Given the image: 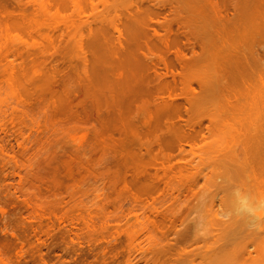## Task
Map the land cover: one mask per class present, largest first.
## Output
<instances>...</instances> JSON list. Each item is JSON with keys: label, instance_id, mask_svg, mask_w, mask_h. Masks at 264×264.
<instances>
[{"label": "rangeland", "instance_id": "obj_1", "mask_svg": "<svg viewBox=\"0 0 264 264\" xmlns=\"http://www.w3.org/2000/svg\"><path fill=\"white\" fill-rule=\"evenodd\" d=\"M181 1L186 2L0 0V44L12 45L14 49L11 50L20 51V55L15 54V57L0 54V253L5 264H258L256 260L264 261V96L261 104L256 79L251 78L241 96L239 91L242 90L236 87L238 80L235 83V78H229L233 70L231 73L228 70V78L225 79L228 82L215 77L219 59L216 66L212 60L216 56L212 57L213 49H208L211 46L208 41L217 38L198 36L213 31L211 26L214 20L209 23L208 13L212 16L209 20L216 19L217 13L211 10L207 1L210 9L204 8L202 16L193 7L188 8L190 4L187 7L183 4L184 10L181 11L180 7L179 13L173 15L167 4L177 5ZM162 2L167 6L164 10L160 7ZM234 14L231 6H227V17H222L228 23L226 29H223L226 23L221 20L222 15L217 16L223 23L220 22L222 30H226V33L230 31L229 36L222 31L229 43L230 37L235 34ZM180 16L185 18L181 19ZM129 18L132 21H128ZM150 18L154 22L156 19L159 22L171 20L168 21L172 23L171 33L179 39V49L190 60L193 54L196 56L192 59L194 62L191 60L192 63H188L193 69L187 68V65L185 69L189 71L183 74L173 60L175 47L171 48V54H167V60L174 64L170 70L176 75V85L172 86L177 87L173 89L175 93L169 89L171 93L168 91L167 94L177 97L184 90L183 96H187V99L176 101L174 97V101L171 98L174 104L177 102L175 112L169 111L173 109L171 101L170 107L167 105L168 110L160 111L162 107L157 106L156 100L152 104L155 95L152 97L150 91L157 88L154 85L159 86V83L156 84L157 80L151 72L153 80L140 79L144 82L143 92L138 90V96L133 93V97L137 96L133 99L134 104H130L133 102L130 99L132 95L128 98L132 102H127L130 106L126 110L131 105L133 108V111L132 108L129 110L130 116L122 117L127 105L123 101L128 99L124 100L126 96L120 93L122 98L117 94L123 91L122 83L125 80L119 74L125 67L120 65L118 69L115 67L118 63L113 66V62L120 61H115L116 58L124 57L120 55L124 47L121 49L118 46L124 42L119 39L121 36L117 35L116 29L124 33L130 32L133 27L142 29V32L150 28L149 35L144 33L150 43L147 44L145 39V44H141L149 46L153 42L151 53L163 57L161 43L151 38L152 29L160 35L164 31L148 22ZM181 20L186 23L190 21L197 33L201 30H198L200 25L203 27L199 35L194 33L199 39L191 36L188 29L177 25L183 22ZM196 25L199 27L196 28ZM145 27H148L147 30ZM216 27V30L220 29L218 25ZM216 30L214 33L217 35ZM144 35L140 37L145 38ZM131 38L135 39L134 35ZM232 39L233 42L236 40L234 37ZM133 41L129 44L136 42L135 47H138L141 40ZM215 42L220 40L217 39L212 45ZM252 42L249 36L245 43L248 49ZM24 45L30 52H26ZM216 45L214 48L219 44ZM141 46L136 51L141 49L147 54L146 48ZM201 48H206V51L202 53ZM220 48H215L214 53L219 52ZM108 49L111 53L107 55ZM111 49H118L119 53L122 50L120 57L116 56L113 60ZM100 52L105 53L104 56H112L107 61L105 59L107 65H104L107 67L111 63L113 65L108 67L113 66L111 68L118 71L114 72L117 76L114 73L112 76L108 73L112 69L108 71V67H105L108 79H101L97 74L99 79L95 80L96 84L94 79L84 77L89 76L91 68H95L91 66H94L93 60L101 56ZM197 56L202 58L198 59ZM14 58L17 59L16 63ZM205 58L206 67L201 61ZM227 60L228 57L225 62ZM195 63L200 64L199 67ZM33 64L36 65L31 67ZM202 64L204 68H201ZM224 68L221 69L222 73ZM85 69L89 71L84 75ZM100 70L104 71V68ZM157 72L167 73L162 65H159ZM180 72L186 77L182 82L185 87L188 83L191 86L187 87L189 91L192 88L191 94L185 90L187 88L180 91L183 88L177 76ZM189 74L198 79L194 80ZM50 76L55 78L51 79ZM154 80L155 83H151ZM229 80L234 83L231 85ZM11 81L14 84L11 85ZM134 81L133 91L135 85L136 89H142L139 79ZM168 81V88H172L169 72ZM219 83L221 90L224 86L223 89H227L220 91ZM95 86L97 89L93 91ZM106 88L107 93L104 91ZM112 90L116 91V96ZM153 91L152 94H156V90ZM163 91L161 95H165L166 89ZM93 92L99 95L95 97ZM123 92L125 95V90ZM108 93L113 94L115 99L120 97L115 106L112 105L114 97L109 95L112 97L109 98ZM159 96V99H164ZM166 98L165 95L162 101H166ZM152 105L158 115L164 116L159 117L160 122L158 116L155 121L151 120L154 119L150 118L152 115H148L151 114L149 111H153ZM164 108L167 109L166 105ZM176 112L181 117H178L180 121ZM124 118L130 122L131 125L127 124L130 127L134 123L139 124H134V129L131 127L133 130L128 137ZM146 121L151 124L148 122V125ZM137 170L141 171L137 173ZM244 194L250 197L248 200L251 199L253 207L256 206L254 210L259 214L258 219L243 220L233 210L235 203L232 200ZM234 218L239 219L241 225L237 226L235 222L232 225ZM225 221L233 227L235 225V228L232 227L231 231V227L223 223ZM235 221L238 223V220ZM214 224L225 225V230L229 227L228 231L232 232H229V236L222 229L228 241L223 240L224 235L219 232L223 226L218 229ZM241 226L242 229H239ZM214 229L218 232L216 235L221 234L223 239L215 240L217 232ZM239 230L244 237H239ZM239 238L245 240L239 241ZM249 250L251 252L248 254ZM188 251L191 253H188L189 257ZM181 252L186 256H181Z\"/></svg>", "mask_w": 264, "mask_h": 264}, {"label": "bare ground", "instance_id": "obj_2", "mask_svg": "<svg viewBox=\"0 0 264 264\" xmlns=\"http://www.w3.org/2000/svg\"><path fill=\"white\" fill-rule=\"evenodd\" d=\"M209 2V4H208V2ZM234 1V2H233ZM182 2V1H181ZM160 3V2H159ZM177 3V2H176ZM162 4L163 5H159L163 10L167 7V6H165L166 4L165 3H163L162 2ZM178 4H181L180 6L178 5ZM183 4H185L184 5V7H187V6H190V7H188V8H191V7H193L195 10H196V12H198V15L200 16H202L203 15V13H202V11L204 10V8H208V11H209V9L211 8V10L213 11V12H215V13H217L216 15L218 16V14H219V16H221L220 18H222L223 16L224 17H227L226 16V7L227 6H231V8L233 9V11L235 12V14H234V16H233V18L235 19V21L233 22V27H235V30L233 31L235 34H232L233 36L232 37H230L231 39L234 37L236 40V42L234 41L233 42V39L231 40L230 39V43L228 42L229 40H228V37L226 36V35H222V31L223 32H225L226 30H222V28H221V26H220V24L222 23V21L221 20H223V18L220 20L216 15H215V13H214V15L216 16V19L218 18L219 20H217V21H219V22H217L216 21V19H214V18H212V19H210L209 20V17H212L211 15H209V13H208V18H207V20L209 21V23H210V21H212V20H214L213 21V26H211V27H213L214 29H213V34L211 33V31H209L208 33H206V34H204V32L203 33H201L200 35H199V33L202 31V29H203V27L200 25V28H198L199 26H197L196 25V28H198V30L199 29H201L200 30V32L199 33H197L196 32V30L195 29H193L194 27H192L193 25L192 24H190L189 22H184V20H181V21H183V22H178V26L181 28H184V29H188V31L190 32L189 34H191V36H193L195 39L196 38H198V37H200L201 35L202 36H204V35H208V36H210V38L211 39H215V38H217L218 40H220V42H218V43H216V44H219L218 45V47H215V48H220L219 46L221 45V44H223V46L221 45V48H220V51L219 50H217V51H219V52H217V53H214L215 52V48H214V46H217L216 44H214V45H212V43L214 42V41H216V40H214V41H211L210 42V40L208 41L209 42V45H211L212 46V48H211V46L210 47H208V49L210 50V51H212V49H213V53H212V57H215L216 56V58H212V60H214L215 61V65H216V63H218L216 60L217 59H219L218 61H219V67L220 68H218V66L216 67V72L214 73L215 74V77H219V79L221 80V78L223 79V81L224 82H228V81H225V79L226 78H228V76H227V74H229V73H231L232 72V70H233V75L232 74H230L229 76V78H231V80H233L234 78H235V83H237V86L235 85V84H233V85H235L237 88L239 87L241 90H242V92L241 91H239L237 88V90L239 91V94L242 96L243 95V93H244V90L246 89V85H247V83L249 82V80H251V79H256V83H257V88H259V90L257 91V92H259V95H258V99L260 100V103L262 104L263 103V96H264V0H230V1H227V0H186V2L185 1H183L182 3H180V2H178L177 3V5H178V7H176L177 5H174L173 3H168L167 5H168V8H169V10H171V13L173 14V15H176V13L179 11L178 10V8H180L181 7V11H183L184 9V7H183ZM187 4V5H186ZM190 4V5H189ZM193 4V5H192ZM207 4V5H206ZM208 5H209V7H208ZM159 6H156L157 8L159 7ZM175 6V7H174ZM153 7V6H152ZM155 7V8H156ZM183 7V8H182ZM156 8V9H157ZM161 9V10H162ZM192 9V8H191ZM188 10V9H187ZM153 11V10H152ZM189 11V10H188ZM211 11V12H212ZM185 12H186V10L183 12L184 14H185ZM152 13H154V12H152ZM179 13V12H178ZM201 13V14H200ZM223 13V14H222ZM154 14H156V13H154ZM211 14H213V13H211ZM157 15H159L158 13H157ZM177 16H179V15H177ZM130 18H132L131 16H129ZM152 17V16H151ZM158 17V16H157ZM176 17V16H175ZM129 18V19H130ZM180 18H181V16H180ZM185 17L183 16V18H181V19H184ZM128 19V21H132V19H130L129 20ZM151 19V21H148V22H151L152 24H155V25H157L158 26V28H160V29H162L163 31H164V34L163 35H160V34H158V32L156 31V30H154V29H152V32H153V37L151 38V40H153L154 38L156 39V40H158L160 43H161V45H162V50H161V54H164L163 55V57L161 56V55H154V54H152L151 53V46L153 47V42H151L152 44L151 45H149V46H147V44H149L150 43V40H149V42H148V38H147V36L146 35H144V33L145 34H147V35H149V31L148 30H150V28L147 30V28L149 27H145L146 28V30H147V32L144 30V32H142V29L140 30V25H138L137 27L139 28V29H137V28H134L133 26V28H132V30H130L129 29V27H126V29L128 28V30H130V32L131 33H133V34H131L130 32H128V31H124V33H122V30H119V29H116V32H117V35H119V36H121V38L119 37V39H121V41H123L124 43L122 44V45H124V46H122L121 45V43L122 42H120L119 44L120 45H118V46H121L120 48L122 49V47H124L123 48V53L122 54H120L121 52H122V50H120V53H119V51H117V50H115V49H111V51H112V55L114 56L113 57V60H115L114 58L117 56V57H120V55L122 56V55H124V57L122 58V57H120V59H117L116 58V60L115 61H117V60H120L119 62L117 61V62H113V60H111L113 63H114V65L113 64H111L110 62H108V63H110L111 65H113V66H115V64H117V66H115V67H117L118 68V66H120V67H125V69H124V71H123V69L121 70V72H122V74H121V72H120V76L122 77V75H123V77L121 78V79H124L125 80V83L123 82L122 83V90L124 91L125 90V95H124V92L123 91H120V92H117V94H123V97H125V99L124 100H127L131 95H132V97H130V99L131 100H133L134 99V97L137 95H139V91L138 90H140V91H142L143 90V88H142V86H143V84H144V82H142V81H140V79L141 80H145V79H152L153 80V77H150V74H151V72H152V76H153V73H154V79L156 78V80L157 81H159V82H157L156 80H154L153 82H151V83H155V81H156V84L158 85V83H159V86H155L154 85V87H157V88H151V87H153L152 85L153 84H151V89H152V91H150V95L152 96V95H155V97H153V98H155V99H153L152 98V104L153 103H155V102H157L156 104H157V106L158 105H160L159 106V108L160 107H162V108H160V111H162L163 109L164 110H168L169 108H168V106L170 107V101H171V98H173L172 100H174V97H175V100L177 101V99L178 100H180V99H182V98H186V97H184L183 96V91H182V89H185V88H187V87H191L190 85H189V83L186 85V87H185V85H184V83H182L183 82V80H185L184 78H186L185 76H182V74H181V72L180 73H178L177 74V76L178 77H180V80L179 81H181V83L183 84V88H181V90L180 91H182V96H181V94L180 95H178L177 97L175 96V95H170V94H167L168 93V91H169V93H171L170 92V90L172 91V93H175L174 91L175 90H173V89H177V87H174L173 88V86L172 85H176V82H175V76L176 75H174L173 73H172V71L170 70V69H173L174 68V64L173 63H171L169 60H167V59H169V55H167V54H171V48L172 47H175V51H173V54H174V59L173 60H175V62H176V64L178 63V66H180V69H182L181 71H182V73L184 74L185 72L184 71H189V69H185V67H187V65H188V63L189 62H191V60L193 59H195V58H193V57H196L195 56V54H193V57H192V59L190 60V59H188V58H186V55L183 53V50L182 49H179V47H178V45H179V39L177 38V36H172V33H171V24L172 23H169L168 21H170L171 22V20H167V19H163V21L162 22H159V21H157V19L155 20V22L153 21V19L152 18H150ZM155 19V18H154ZM178 19H179V17H178ZM200 19H202L203 20V18H201L200 17ZM204 19H206V18H204ZM226 19V18H225ZM227 20H228V18H227ZM205 21V20H204ZM226 20H223V22H225ZM173 22V21H172ZM221 22V23H220ZM131 23H134V22H131ZM226 23V25L228 24L227 22H225ZM128 24H130L129 22H128ZM148 24V23H147ZM150 24V23H149ZM223 24V23H222ZM127 25V24H126ZM146 25V24H145ZM216 25H218V28L220 27V29L219 30H216L217 29V27H216ZM226 25H223V29H226V28H228L229 26L227 25V27H225L224 28V26H226ZM115 26V25H114ZM127 26H129V25H127ZM136 27V26H135ZM210 27V28H211ZM115 28H117V27H115ZM144 28V27H143ZM139 31V33H141L142 35H144V36H146L145 38H144V40H143V38L142 37H140V36H142L141 34H139V33H137L138 31ZM212 29V28H211ZM215 30H216V32H217V35H216V33H214L215 32ZM228 30V29H227ZM233 30V29H232ZM101 31V30H100ZM135 31H136V33H135ZM221 31V35L219 34V32ZM229 31V30H228ZM103 32V31H102ZM115 32V33H116ZM230 32V31H229ZM228 32V33H229ZM233 32H231V33H233ZM197 34V35H199L198 37L197 36H195V34ZM226 33V32H225ZM228 33H226L228 36H229V34ZM139 34V35H138ZM218 34H219V37H218ZM104 35V34H103ZM132 35H134V37H135V39H132L131 38V36ZM137 35V36H136ZM151 35V34H150ZM184 35H186V34H184ZM216 35V36H215ZM124 36V37H123ZM139 36V37H138ZM211 36H213V38L211 37ZM231 36V35H230ZM249 36H251V40L253 41L252 43H251V45L249 46V49L246 47V45H245V43L247 42V39H248V37ZM100 37H102V36H100ZM99 37V38H100ZM206 37V36H205ZM205 37H200V38H205ZM215 37V38H214ZM124 38V40H122ZM147 38V39H146ZM118 39V38H117ZM116 39V40H117ZM118 39V41L117 42H119L120 40ZM145 39L147 40V44L144 46V44H145ZM155 39H154V41H155ZM199 39V38H198ZM135 41V40H141L138 44H137V46L139 47V45L141 46V45H143V46H141L140 48H146V53L147 54H145V52H143L141 49H139V50H137L136 51V48L138 49V47H135L136 45H135V43H131V45L129 44L130 43V41ZM143 40V41H142ZM133 41V42H134ZM201 41V43L200 44H202V40H200ZM141 42H144V44L142 43L141 44ZM205 42V41H204ZM97 43H98V41H97ZM221 43V44H220ZM132 44H133V46H132ZM205 44V43H204ZM100 45V44H99ZM125 45H126V47H125ZM206 45V44H205ZM25 46V45H24ZM52 46H53V44H52ZM101 46V45H100ZM132 46V47H131ZM147 46V47H146ZM228 46V47H227ZM130 47V48H129ZM134 47H135V49H134ZM202 47H203V45H202ZM205 47V46H204ZM223 47V48H222ZM14 49V47L12 46V45H6V44H0V54H3V56H5V55H9V54H11L13 57H15V54H16V56H19L20 55V51H19V49H15V50H11V49ZM24 48H26L25 50H26V52H30V49L27 47V46H25ZM45 49V48H44ZM206 48H201V50H202V53L203 52H205L206 50H205ZM116 52H115V51ZM135 50V51H134ZM193 50V49H192ZM225 51L224 53H220L221 51ZM34 51V50H33ZM40 51H42V49L40 50ZM47 51V50H46ZM83 51V50H82ZM106 51H108V53H107V55L108 54H110L111 52H110V49H108V50H106ZM43 52V51H42ZM42 52H40V53H42ZM45 52V51H44ZM110 52V53H109ZM118 52V53H117ZM102 52H100L99 53V55H101V56H97L99 59H95V61L93 60V63L94 64H92V65H94V66H91V67H95V68H91V72H93V74L91 75V72H90V74H89V72L85 69V71H84V75L85 74H87V72H88V75L89 76H87V77H84V78H86V79H89V77H90V79H94V82L97 84V81H95L96 79H99V78H101V77H103V79H108V75L106 76V74H107V69H109L108 71H110V68L111 67H113V66H111L110 68L108 67V66H110V64H108V68L105 66V65H107V63L105 62L104 63V61H105V59H106V61L107 60H109L108 58H112V56L111 55H109V56H104V55H106L105 53H102ZM114 53L116 54L117 53V55H114ZM219 53H220V55H219ZM5 54V55H4ZM14 54V55H13ZM29 54H31V53H29ZM120 54V55H119ZM172 54V55H173ZM216 54H218V55H216ZM85 55V54H84ZM83 55V57L85 58L86 56H84ZM102 55L105 57H102ZM226 56V58L224 57V56ZM10 56V55H9ZM12 56H11V58H12ZM32 56V55H31ZM219 58H218V57ZM221 56H223V58L221 57ZM6 57V56H5ZM227 57H228V60H227V62H225L226 61V59H227ZM8 58V57H7ZM96 58V57H95ZM197 58L198 59H200V58H202V57H199V56H197ZM222 58V59H221ZM225 58V60H223ZM86 59V58H85ZM102 59H104L103 61H102ZM122 59L124 60V61H122ZM208 59H210L209 57H208ZM14 60H15V58H14ZM13 60V61H14ZM17 60V59H16ZM16 60L14 61L15 63H16ZM84 60V59H83ZM192 60V61H193ZM220 60H222L221 62H220ZM87 61V60H86ZM86 61H83L85 64H86ZM100 63V64H98V62ZM101 61L103 62V67H101L100 65H101ZM196 61V60H195ZM201 61H204V64H205V62H206V58L204 59V60H202L201 59ZM213 61V62H214ZM14 62H13V64H14ZM194 62V61H193ZM208 62H209V60H208ZM98 64V65H96V64ZM120 63V64H119ZM122 63V64H121ZM192 63V62H191ZM211 63V62H210ZM105 64V65H104ZM36 64H33L31 67H34ZM159 65H162L163 66V68L166 70V72L167 73H163V74H160V73H158L157 72V69L159 68ZM195 65H198V64H196L195 63ZM194 65V66H195ZM200 65V64H199ZM199 65L197 66V67H199ZM211 65V64H210ZM214 65V64H213ZM222 65V66H221ZM228 65V66H227ZM193 66V65H192ZM193 66V67H194ZM201 66H203V64L201 65ZM205 67H206V64L204 65ZM204 66L203 67H201V68H204ZM228 67V68H226V67ZM42 67V66H41ZM101 67V68H100ZM107 69H106V68ZM224 68L223 69V73L221 72L222 70V68ZM97 68H100V69H102V68H104V71L103 70H100V69H98L99 71H97L96 69ZM116 68V69H117ZM187 68H190L189 67V65H188V67ZM43 69V68H42ZM112 69V68H111ZM119 69V68H118ZM190 69H193V68H190ZM220 69V70H219ZM227 69V70H226ZM36 70V68L34 69V71ZM93 70V71H92ZM225 70V71H224ZM228 70H231L229 73H228ZM33 71V72H34ZM37 71H39V69L37 70ZM41 71V70H40ZM118 71V70H117ZM116 70L114 71V68L112 69V71H110V72H108V73H110L111 75L114 73V72H117ZM203 72H205L204 70H202ZM219 71V72H218ZM41 72H43V70L41 71ZM99 72V73H98ZM168 72L171 74V77H172V81H173V83L171 84V86L170 87H172V88H168V84L170 83L169 81L167 82V74H168ZM190 72H191V70H190ZM235 72V73H234ZM40 73V72H39ZM189 73V72H188ZM33 74V73H32ZM31 74V75H32ZM34 74H35V72H34ZM97 74L98 75H100V77L99 76H97ZM104 76H103V75ZM116 73H114L113 75H115ZM139 74H142V75H140L139 76ZM186 74V73H185ZM220 74V75H219ZM224 74V75H223ZM234 74H236L235 76H234ZM42 75H43V73H42ZM112 75V76H113ZM217 75H219V76H217ZM223 75V77H220V76H222ZM250 76V77H248L249 79H247V76ZM110 76V75H109ZM112 76H110V79H112ZM115 76H117V75H115ZM189 76H191L194 80H195V78L197 77V76H192V75H190L189 74ZM189 76H187L189 79L191 78V77H189ZM238 77V79H236L237 77ZM42 77V76H41ZM80 77V76H79ZM92 77H95V78H92ZM99 77V78H98ZM184 77V78H183ZM225 77V78H224ZM49 78H51V79H54L55 77L54 76H50ZM48 78V79H49ZM113 78H115V77H113ZM118 79H119V77H117ZM183 78V79H182ZM191 78V81L193 80ZM251 78V79H250ZM80 79V78H79ZM102 79V78H101ZM135 79H139V86L142 88V89H140V88H135V87H137L138 86V82H137V80H136V82L134 81ZM196 79H198V78H196ZM199 79H200V77H199ZM201 79H203V78H201ZM217 79V78H216ZM123 80V81H124ZM151 80V81H152ZM187 80V79H186ZM228 80V79H227ZM231 80H229V82L231 81ZM236 80H238L237 82H236ZM14 81V80H13ZM133 81L137 84V86L135 85L134 86V91H133V84H135V83H133ZM189 81V80H188ZM188 81H186V83L188 82ZM12 82V81H11ZM16 82V81H15ZM89 82H91L92 83V81L91 80H89ZM140 82H142V83H140ZM175 82V83H174ZM220 82H222V81H220ZM224 82H222V83H224ZM180 83V84H181ZM232 83H234V81L232 82L231 81V85H232ZM12 84H14V82H12L11 83V85ZM16 84H17V82H16ZM93 84V83H92ZM190 84H192L191 82H190ZM221 83H219V85H220ZM225 84V83H224ZM227 84V83H226ZM229 85H230V83H229ZM228 85V86H229ZM239 85V86H238ZM14 86H16V85H13V87ZM181 86V85H180ZM227 86V85H226ZM227 86V87H228ZM97 86H95V87H93V91H95L97 88H96ZM225 87V86H224ZM224 87H222V90H225V89H227V88H225V89H223ZM125 88V89H124ZM234 87L232 86V89H233ZM100 89V88H99ZM111 89V88H110ZM156 90L155 91V93L156 94H152V93H154V91L153 90ZM166 89V91H165V95H166V101H162V100H164L165 99V95H161V91H163V90H165ZM170 89V90H169ZM185 90H187V91H189L188 90V88L187 89H185ZM191 90H192V88H191ZM191 90L189 91V93L191 94ZM194 90V89H193ZM219 90L220 91H222L221 90V85H220V88H219ZM99 91V90H98ZM106 93L108 92V88H106V90H104ZM139 93H138V92ZM195 91V90H194ZM231 91H233V90H231ZM102 91H100L99 93H101ZM109 92H111V91H109ZM112 92H113V90H112ZM116 91H114L113 92V94L116 96V93H115ZM135 92V93H134ZM143 92V91H142ZM164 92V91H163ZM162 92V93H163ZM230 92V91H229ZM8 94H9V92H7ZM94 93V95H95V97H96V95L98 96L99 94L97 93L96 94V92H93ZM136 94L134 97H133V95L134 94ZM158 93V94H157ZM184 93H186V92H184ZM196 93V92H195ZM194 93V94H195ZM221 93H223V92H221ZM231 93V92H230ZM12 94L13 93H11V95L10 96H12ZM113 94H110V93H108L107 94V96H109V95H111L112 97H114V99H113V101H114V103H113V101L111 102V100L112 99H110V103L113 105V106H115V104H117V103H115V102H117V100H118V98H120V97H122L121 96V94L120 95H118V96H120V97H118L117 96V99H115V96H113ZM159 94H160V96H159ZM104 95V94H103ZM106 95V94H105ZM157 95V96H156ZM188 95V94H187ZM192 95H193V93H192ZM197 95V94H196ZM136 96V97H137ZM158 96L159 97H164V99H162L161 100V98L159 99L158 98ZM173 96V97H172ZM180 96V98H178ZM189 96V95H188ZM106 96H104V98H105ZM112 97H110L109 96V98H112ZM122 97V98H123ZM156 97H157V99L159 100H157L156 99ZM190 97V96H189ZM97 98H99V97H97ZM108 97H107V99H109ZM192 99H193V97H191ZM190 98V99H191ZM100 99V98H99ZM130 99H128L127 101H123V102H125V104H127V105H125L124 103V113L122 114V117H125V115H129L131 112H129V110H131V108H132V105H131V107H130V109H127L126 110V108H129V106H130V104H134V102H135V100H133V102L130 100ZM187 99V98H186ZM190 99L189 100H187V101H190ZM194 99H196V97H194ZM193 99V100H194ZM156 100V101H155ZM160 100H161V102H160ZM174 100V101H175ZM105 101H107L106 99H105ZM130 101L132 102V103H130ZM155 101V102H154ZM127 102H129L130 104L128 105V103ZM172 102V105H171V108L173 107V109H171V110H169V111H172L173 110V112H175V109L176 108H174V105H176V103L177 102H175V104L173 103V101H171ZM179 102V101H178ZM108 103V102H107ZM151 102H149V104H150ZM159 103H161V104H159ZM167 103V104H166ZM191 103V102H190ZM110 104V105H111ZM109 105V104H108ZM151 105V104H150ZM155 105V104H154ZM162 105V106H161ZM164 105H166V108L167 109H165L164 108ZM168 105V106H167ZM112 106V107H113ZM176 107V106H175ZM153 108H155V106L153 107V105H152V112L151 111H149L151 114H148V115H152V117H150V118H154V119H151V120H155L156 121V116H158L157 118H159V117H161V118H163L164 116H160V115H158L157 113H156V111L153 109ZM156 108H158V107H156ZM159 108H158V110H159ZM132 111H133V108H132ZM180 111H181V109H179L178 110V112L180 113ZM112 112V111H111ZM190 114V113H189ZM114 115H115V113H114ZM147 115V114H146ZM153 115H154V117H153ZM176 117H177V119L180 121V119H181V117L180 116H178V114H177V112H176ZM130 116V115H129ZM178 117H180V119L178 118ZM190 117H192V114L190 115ZM149 118V119H150ZM123 119V118H122ZM125 119V118H124ZM129 119V118H128ZM191 119H193V118H190V120ZM145 120V119H144ZM158 120V122H160V118L159 119H157ZM126 123H125V122ZM123 121V124H124V126L125 127H127V131H126V136L128 137L131 133H132V130L135 128L134 126L135 125H137V124H132V126L131 127H133V129L129 126V125H131L130 124V122H128V120H124ZM132 121V120H131ZM135 121V120H134ZM133 121V122H134ZM147 122V121H146ZM145 122V123H146ZM149 122V121H148ZM147 122V123H148ZM177 122V121H176ZM144 123V124H145ZM150 123V122H149ZM148 123V125H150ZM127 124H129V125H127ZM134 125V126H133ZM139 125V124H138ZM146 126H148L147 124H145ZM144 125V126H145ZM155 125V124H154ZM186 125H188V123L186 122ZM190 125V124H189ZM156 126V125H155ZM188 127V126H187ZM129 128V129H128ZM131 128V129H130ZM129 134V135H128ZM189 144L187 143V146H188ZM182 148V147H181ZM130 164H128V166H129ZM128 166H126L127 168L126 169H128ZM131 168V170H132V167H130ZM134 168V167H133ZM134 170H136L135 168H134ZM139 170V169H138ZM137 170V173H139L140 171H138ZM134 172V171H133ZM136 172V171H135ZM137 173H134V174H137ZM128 174V173H127ZM133 174V173H132ZM139 175H141V173L139 174ZM248 178V177H247ZM96 193V192H95ZM236 193H238V192H236ZM235 193V194H236ZM240 194V193H239ZM239 194H238V196H239ZM242 194V193H241ZM237 195V194H236ZM238 196L236 197L237 198V200L235 199V200H232L233 201V206H234V208H233V210L235 211V213H238V216H242L243 217V220L244 219H247V221L248 220H250V221H253V220H255L258 216H259V214H257L256 212H255V210H254V207H255V209H256V206H254L253 207V205L254 204H252V202H251V199L250 200H248L250 197L249 196H245V194L241 197H239L238 198ZM232 199H233V197H232ZM231 201V202H232ZM234 201H236V202H234ZM262 204V203H261ZM232 206V207H233ZM232 210V211H233ZM155 212V211H154ZM231 212V211H230ZM131 212H129V214H130ZM231 214H234L233 212L231 213ZM263 214V213H262ZM217 216L219 215V214H216ZM235 215V214H234ZM233 215V216H234ZM134 216V215H133ZM136 216V215H135ZM215 216V215H214ZM224 216V215H223ZM222 215H221V217H223ZM229 216V215H228ZM228 216H226L225 215V217H228ZM220 217V218H221ZM231 217L232 216H230L229 218V220H231ZM235 217H237V216H235ZM136 218V217H135ZM215 218H216V216H215ZM238 218V217H237ZM263 218V217H262ZM261 217L259 218V219H262ZM222 219V218H221ZM227 219V218H226ZM258 219V218H257ZM235 220H238V223H236V221ZM215 221H217V220H215ZM249 221V222H250ZM257 221V220H256ZM233 223H232V225L234 224V222H235V224H237V226L238 225H241L240 223H242V222H240L239 221V219H236V218H234V221H232ZM224 224L226 223V221L225 222H223ZM223 223H219L218 225H220V224H223ZM244 223V222H243ZM247 224V223H246ZM225 225H229V227H231L230 228V230L232 231V227L233 226H231V224H225ZM225 225H221V226H223L220 230L221 231H219L221 234L223 233L222 232V229L224 228V226ZM243 225V224H242ZM251 225V224H250ZM213 226H217V224L215 225H213ZM221 226H217V228L219 227H221ZM236 226V227H237ZM244 226V225H243ZM243 226H241V228H239V229H242V227ZM226 227V226H225ZM229 227H228V229H229ZM250 227V226H249ZM216 228V229H217ZM218 228V229H219ZM233 228H235V225H234V227ZM252 228V227H251ZM216 229H214L216 232H217V230ZM228 229H226L225 230V228H224V230L227 232V234H228V236H229V232H231V231H228ZM238 229V228H237ZM245 229V228H244ZM223 230V231H224ZM236 230V229H235ZM246 231H247V229H245ZM252 230V229H251ZM224 231V233H223V235H224V238L225 239H223V236H221V234H220V236L219 235H216V234H218V232L217 233H215V236H216V238H215V240H217L218 238H222L223 240H226V232ZM238 231V230H237ZM240 232L238 233V235H239V237L240 236H243V234H241V233H243L241 230H239ZM245 231V232H246ZM248 231H250V229L248 230ZM247 231V232H248ZM232 233V232H231ZM230 233V234H231ZM180 236H182V234L180 235ZM233 236V235H232ZM235 236V235H234ZM244 237V236H243ZM243 237H241V238H243ZM181 238V237H180ZM231 238V237H230ZM241 238H239V241H240V239ZM184 239V238H183ZM183 239H181V241L183 240ZM214 240V241H215ZM241 240H245V239H241ZM226 241H228V240H226ZM216 242V241H215ZM214 242V243H215ZM192 243V242H191ZM193 243H194V241H193ZM218 243V242H217ZM221 243V242H220ZM238 243V242H237ZM242 243V242H241ZM188 244H190V243H188ZM175 245L177 246V243H175ZM220 245V244H219ZM241 245V244H240ZM243 245V244H242ZM179 246V245H178ZM181 246H182V244H181ZM181 246H179L180 248H182ZM218 246V245H217ZM222 245H220V247H221ZM245 246H249V245H245ZM178 247V248H179ZM219 247V248H220ZM240 247V246H239ZM184 248V247H183ZM182 248V249H183ZM225 248V247H224ZM221 249V248H220ZM219 249V250H220ZM186 250V249H185ZM177 251L178 250H176V253H177ZM180 251H181V249H180ZM223 251H225V250H223ZM228 251V250H227ZM245 252H246V250H245ZM251 251L249 250L248 251V254L250 253ZM185 253V252H184ZM187 254L188 253H190L189 251L188 252H186ZM186 253H185V255L181 252V256H182V254L184 255V256H186ZM178 254H179V251H178ZM191 254V253H190ZM190 254H188L187 256L189 257V255ZM246 254V253H245ZM177 255V254H176ZM251 255V254H250ZM183 256V257H184ZM176 257H178V255L176 256ZM214 257V256H213ZM230 258V257H229ZM181 259H182V257H181ZM183 259H186V257L185 258H183ZM176 261V260H175ZM178 261L180 262V261H182V260H180V259H178ZM221 261V260H220ZM230 262H232L231 260H230ZM256 262H258V264H259V262L261 263V264H264V261H257L256 260ZM255 262V263H256ZM254 263V262H253ZM0 264H5V260L3 259V257H2V255H1V253H0ZM160 264V263H159ZM177 264H181V263H177ZM236 264V263H235ZM239 264V263H238ZM241 264V263H240ZM242 264H246V262L245 263H242Z\"/></svg>", "mask_w": 264, "mask_h": 264}]
</instances>
